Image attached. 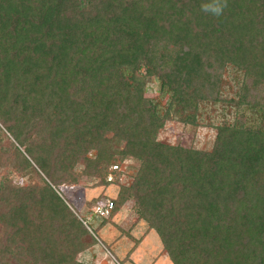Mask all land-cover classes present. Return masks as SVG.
Segmentation results:
<instances>
[{"label":"trees","instance_id":"1","mask_svg":"<svg viewBox=\"0 0 264 264\" xmlns=\"http://www.w3.org/2000/svg\"><path fill=\"white\" fill-rule=\"evenodd\" d=\"M203 2L0 0V264H87L97 239L57 189L83 175L173 264H264V0ZM206 108L210 149L157 138Z\"/></svg>","mask_w":264,"mask_h":264},{"label":"rangeland","instance_id":"2","mask_svg":"<svg viewBox=\"0 0 264 264\" xmlns=\"http://www.w3.org/2000/svg\"><path fill=\"white\" fill-rule=\"evenodd\" d=\"M145 91L147 97L159 98L158 82L154 78H148ZM161 100L164 103L166 98L162 97ZM207 116L210 117L212 124H216L219 119V110L216 112H212L209 108L203 110L200 123L196 127L184 124L176 119L167 120L159 130L157 138L163 142L179 143L186 147L210 149L215 139L216 130L213 126L207 125ZM130 163L132 162L127 160L121 165L123 170L127 167L120 181L121 184H128L132 180L130 176L134 174L135 170L132 168L129 170L128 165ZM82 168V164H77L75 170L79 171ZM13 178L22 183L27 181L26 178L18 176ZM34 180L37 182V178ZM93 183L94 179L92 177L83 175L76 184L57 186L59 195L66 199L79 218L84 219L90 216V208L96 198L97 200L114 198L118 193L119 186L117 184L94 186ZM132 205L133 202L128 200L112 217L102 221H99L97 217L90 220V230H88L97 239V243L95 247L92 246L94 248L90 247L89 252H85V250L79 253L77 256L79 261L87 264H173L163 250L162 243L155 230L151 231L154 234L153 236L149 235L144 239V235L150 229H148L146 222L137 218ZM135 249L137 250L136 255H131V259L128 258L123 261V258Z\"/></svg>","mask_w":264,"mask_h":264},{"label":"built area","instance_id":"3","mask_svg":"<svg viewBox=\"0 0 264 264\" xmlns=\"http://www.w3.org/2000/svg\"><path fill=\"white\" fill-rule=\"evenodd\" d=\"M119 169V166L117 164H114L111 168L112 171ZM108 181L113 180V174L110 173L107 177ZM114 209V202L110 198H101L97 201L93 202L91 205L90 211L91 214L88 218H80L83 224L90 230L89 223L90 220L94 217L97 218H108L111 214L112 210Z\"/></svg>","mask_w":264,"mask_h":264},{"label":"clouds","instance_id":"4","mask_svg":"<svg viewBox=\"0 0 264 264\" xmlns=\"http://www.w3.org/2000/svg\"><path fill=\"white\" fill-rule=\"evenodd\" d=\"M227 6V0H204L201 11L205 14L220 16Z\"/></svg>","mask_w":264,"mask_h":264},{"label":"crops","instance_id":"5","mask_svg":"<svg viewBox=\"0 0 264 264\" xmlns=\"http://www.w3.org/2000/svg\"><path fill=\"white\" fill-rule=\"evenodd\" d=\"M152 230H153V229L148 230L149 232L146 233V234L144 235V239H146L145 237H147V236H149V235H152V236L154 235V234L151 232ZM144 239H143V240H144ZM139 245H140V244H139ZM95 246H96V245H94V247H95ZM94 247H91V248H94ZM91 248L87 249L85 252H87V251L89 252V251L91 250ZM134 252H135V254H133ZM108 253L111 254L110 251H108ZM129 253H130L129 255H126L125 258H123V261H126V259H128V258L131 259V258H132L131 255H132V256L136 255L137 250L135 249L134 251H131V252H129ZM117 262L120 263V261H118V260H117Z\"/></svg>","mask_w":264,"mask_h":264}]
</instances>
